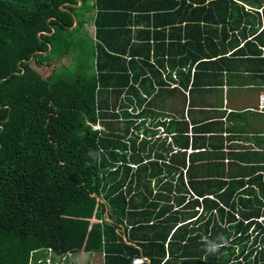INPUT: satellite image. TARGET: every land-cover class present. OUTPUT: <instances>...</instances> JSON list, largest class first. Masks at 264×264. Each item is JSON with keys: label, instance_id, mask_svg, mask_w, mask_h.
<instances>
[{"label": "trees", "instance_id": "16d2710c", "mask_svg": "<svg viewBox=\"0 0 264 264\" xmlns=\"http://www.w3.org/2000/svg\"><path fill=\"white\" fill-rule=\"evenodd\" d=\"M81 2L0 0V264H59L55 258L84 253L102 255L103 264H264V177L211 174L220 160L197 157L204 150L197 129L191 141L184 120L173 116L168 129L156 122L169 83L159 61L164 43L151 41L165 32L148 26L134 33L135 20L149 11ZM147 2L128 0V8L139 3L144 10ZM199 6L203 20L191 2L184 3L187 16L174 15L183 12L180 23L187 19L188 27H252L259 12L244 21L238 11H264V0ZM90 21L93 37L85 29ZM227 34L225 27L221 37ZM70 42L80 58L58 68ZM208 50V60L228 53L222 45ZM93 53L88 72L85 56ZM203 59L193 54L191 66ZM185 80L183 88L190 76ZM167 131L168 147L157 140Z\"/></svg>", "mask_w": 264, "mask_h": 264}, {"label": "crops", "instance_id": "0c3cea01", "mask_svg": "<svg viewBox=\"0 0 264 264\" xmlns=\"http://www.w3.org/2000/svg\"><path fill=\"white\" fill-rule=\"evenodd\" d=\"M106 1L107 6L112 10L150 12L141 13L143 17L139 18L138 23L135 20L134 33H138V30L146 31L148 26H152L150 30L165 32L161 36L163 38L161 41H151L153 46L164 43V49H160L159 52L165 57L159 56L161 59L159 61H165L166 69L162 78L169 83L167 84L169 88L165 87L163 98L160 100L163 102L165 114L157 117L156 122L165 121L164 127L168 129L173 116L179 122L184 120L189 124L191 141H193V128L197 129L195 135L197 148L200 147L199 145L204 147L203 152L198 151L197 157L200 159V155L204 154L205 158H209L212 154L220 160L219 168L215 163H211L214 166L211 174L230 173L264 177V106L261 102L264 97V11H238L240 16H245L244 21H247V13L259 12L255 18L249 19L254 22L252 27L242 24L240 28L235 26L231 28L230 24L222 26V24L209 25L203 22L188 27L187 19L182 25L180 23L183 12L185 16L188 15V7L184 11V3L185 5L189 2L193 3L198 10L197 17H202L203 20L204 9L199 5H207L212 0H205L206 4L203 0H151L152 5L148 4V8L144 10L140 9L139 3H135L134 9L129 10L128 0ZM140 1L148 3L147 1L150 0ZM94 3L91 2V5ZM81 5L79 2V7ZM249 8L246 6V9ZM175 11L183 12L176 16ZM137 15L138 13L135 12L134 17ZM146 15L151 18L147 19ZM212 15L220 21V11H214ZM155 16L161 18L155 22ZM154 22L157 23L155 26ZM88 23H91L95 31L94 23L92 21ZM75 26L74 24L71 30ZM225 27L228 34L221 37ZM252 29L256 31V37H253ZM200 38L201 44L198 43ZM139 39L135 41L138 42ZM188 39L190 40L187 42ZM203 39H207L206 42ZM221 42L223 44H220ZM216 45L218 48L222 45L228 53L224 57L221 55L217 58L212 55L211 60L205 58L203 54L206 49L214 48ZM193 54L200 55L204 59L201 63L191 66ZM187 59L191 60L186 69L182 70L185 75L180 76L179 66ZM172 65L175 67L172 68ZM188 76L191 81L186 88H183L182 80L186 83L185 78ZM194 80L195 84H193ZM157 140L159 143L164 141L168 147L173 142V136L170 133L168 136L161 134V138ZM190 152L194 153L192 149ZM137 259H145V262L150 263L147 258ZM175 264H182V261H176Z\"/></svg>", "mask_w": 264, "mask_h": 264}, {"label": "rangeland", "instance_id": "374dc122", "mask_svg": "<svg viewBox=\"0 0 264 264\" xmlns=\"http://www.w3.org/2000/svg\"><path fill=\"white\" fill-rule=\"evenodd\" d=\"M76 6L79 7V5H76ZM85 29H86V32H89L90 35H94L95 31L93 30V27H92L91 23L86 24L85 25ZM81 39H82V37H81ZM80 40H78V42ZM74 46H75V43L74 42H70L71 50L68 52V56H65L64 58H62V61H61V63H59L60 65H59L58 68H60L63 65L66 66L68 64H70L71 67H74L78 57L80 58V56L78 55V52L80 50L78 49V46H75V47ZM95 59H96L95 53H93L92 55L91 54H87L85 56L86 62L84 64V69L86 71H88V72H92L93 71ZM162 103H163L162 101L158 102V105H159V107L161 109H163ZM101 127H103V125H98L96 127V129H100ZM132 135L133 134L130 133L129 137H131ZM211 198L213 199L212 196H211ZM197 209L198 208H196V210ZM200 211H202V210H200ZM220 232H221V230H212L211 231V233L213 234L214 238H218L219 236H221ZM250 233H251V231H250ZM252 235H253V233H252ZM237 246H240L239 242H238ZM236 249L238 250L239 247H237ZM237 253H238V251H237ZM55 260H56V262H60L59 264H64V262H67L68 264H103V262H102L103 261V256L100 255V254H94L92 256L88 255L86 253L78 254V255H71V256H68L66 261H64V259H62L63 263H62V260H60L59 258H55ZM67 263H65V264H67Z\"/></svg>", "mask_w": 264, "mask_h": 264}, {"label": "built area", "instance_id": "2783aa9c", "mask_svg": "<svg viewBox=\"0 0 264 264\" xmlns=\"http://www.w3.org/2000/svg\"><path fill=\"white\" fill-rule=\"evenodd\" d=\"M261 102L264 103V97L262 98ZM145 261H146L145 259H135L133 261V264H143V263H145Z\"/></svg>", "mask_w": 264, "mask_h": 264}, {"label": "water", "instance_id": "95a60500", "mask_svg": "<svg viewBox=\"0 0 264 264\" xmlns=\"http://www.w3.org/2000/svg\"><path fill=\"white\" fill-rule=\"evenodd\" d=\"M78 1L81 2V0H78ZM81 4H82V2H81ZM68 5H69V3L66 4V6H68ZM74 6H76V5H74ZM61 8L64 9V10L69 11L67 8H65V6H62ZM69 12H70V11H69ZM74 18H75V17H74ZM77 23H78V22H77V20L75 19V25H77ZM52 34H53V33H50V35H52Z\"/></svg>", "mask_w": 264, "mask_h": 264}, {"label": "clouds", "instance_id": "9594fccd", "mask_svg": "<svg viewBox=\"0 0 264 264\" xmlns=\"http://www.w3.org/2000/svg\"><path fill=\"white\" fill-rule=\"evenodd\" d=\"M263 104V106H264V103H262ZM144 264V263H143Z\"/></svg>", "mask_w": 264, "mask_h": 264}]
</instances>
